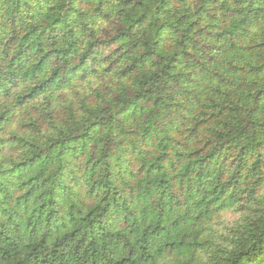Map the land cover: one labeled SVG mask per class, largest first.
Instances as JSON below:
<instances>
[{
  "label": "trees",
  "instance_id": "obj_1",
  "mask_svg": "<svg viewBox=\"0 0 264 264\" xmlns=\"http://www.w3.org/2000/svg\"><path fill=\"white\" fill-rule=\"evenodd\" d=\"M0 264H264V0H0Z\"/></svg>",
  "mask_w": 264,
  "mask_h": 264
},
{
  "label": "rangeland",
  "instance_id": "obj_2",
  "mask_svg": "<svg viewBox=\"0 0 264 264\" xmlns=\"http://www.w3.org/2000/svg\"><path fill=\"white\" fill-rule=\"evenodd\" d=\"M238 214L227 211L224 212L220 219L214 224V229L217 232V235H222L221 237H217V241H220L222 237H224L227 234V231L230 226L233 225V223L238 219Z\"/></svg>",
  "mask_w": 264,
  "mask_h": 264
}]
</instances>
